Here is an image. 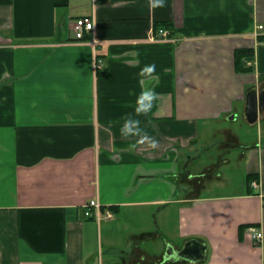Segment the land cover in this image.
<instances>
[{
  "label": "crops",
  "instance_id": "crops-1",
  "mask_svg": "<svg viewBox=\"0 0 264 264\" xmlns=\"http://www.w3.org/2000/svg\"><path fill=\"white\" fill-rule=\"evenodd\" d=\"M82 16L94 27L77 41ZM160 28L168 39L153 40ZM153 62L151 80L140 77ZM146 85L159 96L138 118L154 148L120 134ZM258 86L264 0L154 10L149 0H0V264H264V111L255 125L244 117ZM241 113L253 131L245 142L223 128ZM200 149L218 158L193 174ZM235 164L237 189L227 183ZM215 170L224 176L210 191ZM91 199L114 207V219L85 218ZM190 240L206 247L201 261L167 254Z\"/></svg>",
  "mask_w": 264,
  "mask_h": 264
},
{
  "label": "clouds",
  "instance_id": "clouds-1",
  "mask_svg": "<svg viewBox=\"0 0 264 264\" xmlns=\"http://www.w3.org/2000/svg\"><path fill=\"white\" fill-rule=\"evenodd\" d=\"M150 7L154 10L156 8H162L166 4V0H149ZM156 73V63H150L144 65L138 75L145 80H151L153 74ZM159 93L155 90V87L146 85L136 96L133 101V112L125 113L120 120V134L123 137H139L141 143L147 142L149 147H156L158 141L149 136L141 128V120L138 118L141 115H148L153 109L154 102L157 100Z\"/></svg>",
  "mask_w": 264,
  "mask_h": 264
},
{
  "label": "rangeland",
  "instance_id": "rangeland-1",
  "mask_svg": "<svg viewBox=\"0 0 264 264\" xmlns=\"http://www.w3.org/2000/svg\"><path fill=\"white\" fill-rule=\"evenodd\" d=\"M223 128L228 129V130L229 129L232 130V132L236 133L242 142L246 141L245 135L253 136V131H252V129H248L242 113L240 114V118L238 120H236L235 122H228V123L224 122ZM251 140H253V138H251ZM262 141H263V145H264V137L263 136H262ZM217 158H218V154H215L214 151L206 154L202 149H200L198 151V154H197V159L193 161L194 163L192 162L191 166H189V171H191L193 174H195L196 172L199 173V172L203 171V169L205 168V166L207 164H211V163H214L215 161H217ZM242 164L245 165L244 162ZM243 165L235 164L233 169L227 170V177H228L227 183H233L232 185H235V186H233L234 189H237L242 185L241 183L243 181V176H242ZM178 167L181 171V161H179ZM212 172L209 175L214 176V178L212 179V178L208 177L206 179V183L204 184L205 189H207V190H209V186H210V191H213L212 190L213 185H217L216 183L214 184V181H212V180L221 181L222 176H224V175H222V172L220 170H215L213 172V174H212ZM179 179L183 180L184 176L183 175L178 176L177 180H179ZM202 179H203V177H202ZM223 181H224L225 185L219 184V186L223 187L224 189H227L226 182L224 179H223ZM178 189H180L179 184H178ZM176 194L177 195L179 194V190L176 192ZM128 214H129L128 212L127 213H121L120 215H118V218L120 217V218L124 219ZM122 226H125V222L123 223Z\"/></svg>",
  "mask_w": 264,
  "mask_h": 264
},
{
  "label": "built area",
  "instance_id": "built-area-1",
  "mask_svg": "<svg viewBox=\"0 0 264 264\" xmlns=\"http://www.w3.org/2000/svg\"><path fill=\"white\" fill-rule=\"evenodd\" d=\"M94 27V18L92 16H82L77 18L73 24V32L74 38L77 41H83L86 33H89L93 30ZM262 29V26L258 27ZM169 32L165 28L157 29L154 33L153 40H166L168 39ZM93 45V68L94 71H99L103 68L102 60L97 57L95 54V45L96 41L94 39L91 40ZM252 188L256 189L258 187L257 182L251 183ZM114 213H112L109 209L102 207L96 199L89 200L84 206V217L87 219H92L96 223L100 224L103 221H111L114 219ZM252 240L255 242H260L263 238V235L259 231H255L251 229L250 231Z\"/></svg>",
  "mask_w": 264,
  "mask_h": 264
},
{
  "label": "water",
  "instance_id": "water-1",
  "mask_svg": "<svg viewBox=\"0 0 264 264\" xmlns=\"http://www.w3.org/2000/svg\"><path fill=\"white\" fill-rule=\"evenodd\" d=\"M264 111V89L261 92L257 88L245 95L244 117L248 125H255L259 115ZM206 247L196 240L186 242L179 252L169 248L167 254L178 256L190 262L201 261L205 257Z\"/></svg>",
  "mask_w": 264,
  "mask_h": 264
},
{
  "label": "trees",
  "instance_id": "trees-1",
  "mask_svg": "<svg viewBox=\"0 0 264 264\" xmlns=\"http://www.w3.org/2000/svg\"><path fill=\"white\" fill-rule=\"evenodd\" d=\"M250 53V51H245V50H242L241 52H239V51H236L235 52V65H236V69L237 68H239V58H240V56L242 57V56H244V55H248ZM240 55V56H239ZM252 182H257V176L256 175H254V174H248L247 176H246V185H247V188H249V190L251 189L250 188V184L252 183ZM107 209H109L112 213H114L115 214V209H114V207H109V208H107ZM249 226H241L240 228H239V230H240V232H241V230H243L244 228H248Z\"/></svg>",
  "mask_w": 264,
  "mask_h": 264
},
{
  "label": "flooded vegetation",
  "instance_id": "flooded-vegetation-1",
  "mask_svg": "<svg viewBox=\"0 0 264 264\" xmlns=\"http://www.w3.org/2000/svg\"><path fill=\"white\" fill-rule=\"evenodd\" d=\"M257 89H258L259 92H261V90L264 89V86H262V87L258 86ZM251 90H252V89H251ZM251 90H250V91H251ZM262 113H263V112H262ZM262 113H261V114H262ZM179 251H180V250H179ZM179 251H178V252H179Z\"/></svg>",
  "mask_w": 264,
  "mask_h": 264
}]
</instances>
